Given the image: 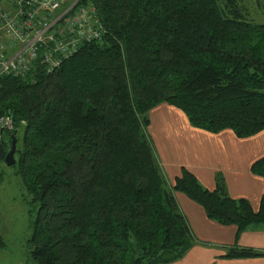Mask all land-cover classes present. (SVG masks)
<instances>
[{
  "label": "trees",
  "instance_id": "trees-1",
  "mask_svg": "<svg viewBox=\"0 0 264 264\" xmlns=\"http://www.w3.org/2000/svg\"><path fill=\"white\" fill-rule=\"evenodd\" d=\"M104 24L51 74L0 77V117L11 114L17 174L37 206L35 264H170L200 241L174 192L238 233L264 223L224 177L206 188L183 167L171 184L157 158L149 111L180 108L197 128L238 137L264 130V20L240 0H81ZM10 143V144H9ZM10 149V148H9ZM264 176V156L253 162ZM2 237L0 236V246ZM263 253L230 247L226 257Z\"/></svg>",
  "mask_w": 264,
  "mask_h": 264
},
{
  "label": "crops",
  "instance_id": "crops-1",
  "mask_svg": "<svg viewBox=\"0 0 264 264\" xmlns=\"http://www.w3.org/2000/svg\"><path fill=\"white\" fill-rule=\"evenodd\" d=\"M148 131L168 181L174 184L183 167L208 189H215L222 175L233 198H247L255 210L264 198V176L251 170L264 156V130L238 137L230 128L213 133L194 127L178 107L161 103L149 111ZM177 202L200 243L170 264H264V223L238 233L236 225L210 219L205 209L180 191ZM230 247L251 248L263 253L251 257H226Z\"/></svg>",
  "mask_w": 264,
  "mask_h": 264
},
{
  "label": "built area",
  "instance_id": "built-area-1",
  "mask_svg": "<svg viewBox=\"0 0 264 264\" xmlns=\"http://www.w3.org/2000/svg\"><path fill=\"white\" fill-rule=\"evenodd\" d=\"M81 0H0V77L51 74L80 48L105 33L96 7ZM14 129L0 117V142Z\"/></svg>",
  "mask_w": 264,
  "mask_h": 264
},
{
  "label": "rangeland",
  "instance_id": "rangeland-1",
  "mask_svg": "<svg viewBox=\"0 0 264 264\" xmlns=\"http://www.w3.org/2000/svg\"><path fill=\"white\" fill-rule=\"evenodd\" d=\"M240 2L251 18L264 20V0ZM9 135V132L4 133V142H8ZM16 172V166L8 165L0 159V264H35L30 256L29 239L37 206L29 204L25 199L24 181Z\"/></svg>",
  "mask_w": 264,
  "mask_h": 264
},
{
  "label": "water",
  "instance_id": "water-1",
  "mask_svg": "<svg viewBox=\"0 0 264 264\" xmlns=\"http://www.w3.org/2000/svg\"><path fill=\"white\" fill-rule=\"evenodd\" d=\"M17 150V138L14 133L11 134L10 149H6L2 142H0V159L4 160L8 165L16 163L15 153Z\"/></svg>",
  "mask_w": 264,
  "mask_h": 264
}]
</instances>
